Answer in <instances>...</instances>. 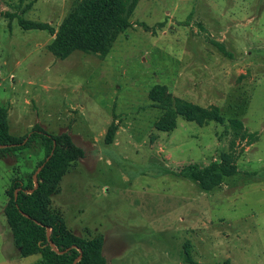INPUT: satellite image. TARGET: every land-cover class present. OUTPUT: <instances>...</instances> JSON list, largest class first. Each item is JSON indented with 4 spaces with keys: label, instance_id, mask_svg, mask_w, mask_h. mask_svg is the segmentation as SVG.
Segmentation results:
<instances>
[{
    "label": "rangeland",
    "instance_id": "rangeland-1",
    "mask_svg": "<svg viewBox=\"0 0 264 264\" xmlns=\"http://www.w3.org/2000/svg\"><path fill=\"white\" fill-rule=\"evenodd\" d=\"M76 1L0 0L9 132L39 124L67 132L85 152L63 175L52 210L73 233L101 235L106 264H264V0H139L131 27L103 58L73 51L58 59L47 50L53 35L18 22L56 29ZM156 84L218 107L222 121L179 116L174 129L157 130L162 111L148 98ZM230 118L252 138L234 135ZM223 153L236 172L210 190L176 175L219 163ZM42 158L38 141L0 157V264L39 259L19 255L3 208L11 179L25 183Z\"/></svg>",
    "mask_w": 264,
    "mask_h": 264
},
{
    "label": "trees",
    "instance_id": "trees-1",
    "mask_svg": "<svg viewBox=\"0 0 264 264\" xmlns=\"http://www.w3.org/2000/svg\"><path fill=\"white\" fill-rule=\"evenodd\" d=\"M139 0H77L69 13L56 29L46 22L18 19L24 29L47 30L53 35L47 50L58 59H65L73 51L96 55L103 58L110 50L117 36L131 27L129 17ZM5 15L10 16L7 12ZM212 43L222 52L221 43ZM153 105L162 111L155 128L170 131L175 128L177 117L204 124L208 121L221 122L218 107L204 108L184 99L172 96L165 85L156 84L148 92ZM228 126L234 135L252 138L243 123L237 118L228 119ZM116 124L112 121L104 135L105 143L113 141ZM245 131V132H244ZM39 142L43 149V158L28 175L26 182L13 177L5 190L7 197L3 214L10 229L14 247L21 257L38 255L39 259L31 264H106L102 254L103 237L101 235L84 238L73 233L63 216L51 208V198L58 191L59 183L70 164L84 157V150L76 145L67 132L53 134L39 124H34L30 131L22 136L9 132L7 109L0 105V157H6ZM48 158V159H47ZM230 153L221 154L219 163L212 162L205 167L186 166L176 175L195 181L202 189L210 190L219 185L223 177L236 172ZM43 164L37 173V187L33 188L32 174ZM50 229V240L59 254L52 250L46 236ZM187 261L188 260L187 258Z\"/></svg>",
    "mask_w": 264,
    "mask_h": 264
},
{
    "label": "water",
    "instance_id": "water-1",
    "mask_svg": "<svg viewBox=\"0 0 264 264\" xmlns=\"http://www.w3.org/2000/svg\"><path fill=\"white\" fill-rule=\"evenodd\" d=\"M42 166H43V164H41L40 166H38V168H36V170L33 172V174H32V180H33V184L34 185H33V188L27 190L28 193H31L37 187V184H38V181H37V173L40 171V169L42 168ZM49 235H50V229L47 228V230H46V236H47L48 242L50 244V247L52 248L53 251H55L56 253H59V254H61L64 251H66V249L63 250V251H59L55 247L54 243L50 240ZM80 257H81V251L79 250V255L73 260L72 264L77 263L79 261Z\"/></svg>",
    "mask_w": 264,
    "mask_h": 264
}]
</instances>
